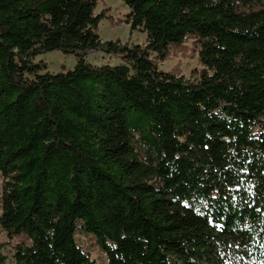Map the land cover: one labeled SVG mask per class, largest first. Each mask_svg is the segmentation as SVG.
Segmentation results:
<instances>
[{"label":"trees","instance_id":"16d2710c","mask_svg":"<svg viewBox=\"0 0 264 264\" xmlns=\"http://www.w3.org/2000/svg\"><path fill=\"white\" fill-rule=\"evenodd\" d=\"M99 2L0 0V229L28 242L15 263L97 264L83 232L108 264H264V0H123L146 45L103 42ZM189 40L203 68L161 70ZM54 51L74 69L35 61Z\"/></svg>","mask_w":264,"mask_h":264},{"label":"rangeland","instance_id":"374dc122","mask_svg":"<svg viewBox=\"0 0 264 264\" xmlns=\"http://www.w3.org/2000/svg\"><path fill=\"white\" fill-rule=\"evenodd\" d=\"M105 13L104 19L99 27V34L103 42L121 41L124 44L146 45V34L141 31H131L129 25L125 23L126 16L130 13L129 8L124 4L123 0H100L97 14ZM87 60L94 65H117L120 62L114 58H110L101 53H91L87 56ZM36 62H44L47 64L48 72L59 73L74 69L77 59L72 55H66L60 51H54L35 59ZM160 69L165 72H176L179 75L190 79L195 70L200 71L203 67L199 63L198 48L194 45L193 40L186 43V47L171 53L169 58L160 63ZM136 114H133L135 116ZM137 128L141 125L137 124ZM141 155L144 149H140ZM5 184L4 177L0 174V214L1 198L3 187ZM78 245L82 250L89 254L97 264H108L106 254L98 245L97 239L93 235L78 232L76 236ZM28 243L24 238L17 237L9 239L7 235L0 229V246L7 256L6 264H16L13 255L16 247L21 244Z\"/></svg>","mask_w":264,"mask_h":264}]
</instances>
